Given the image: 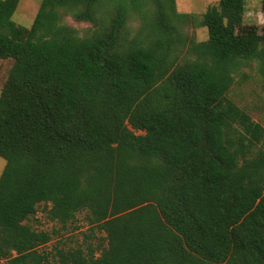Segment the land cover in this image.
Returning a JSON list of instances; mask_svg holds the SVG:
<instances>
[{"label":"trees","instance_id":"trees-1","mask_svg":"<svg viewBox=\"0 0 264 264\" xmlns=\"http://www.w3.org/2000/svg\"><path fill=\"white\" fill-rule=\"evenodd\" d=\"M19 2L0 0V264L49 262L51 235L24 224L40 204L105 235L58 264H264V128L228 97L241 65L264 64L244 0L199 21L174 0H41L28 28Z\"/></svg>","mask_w":264,"mask_h":264},{"label":"rangeland","instance_id":"rangeland-1","mask_svg":"<svg viewBox=\"0 0 264 264\" xmlns=\"http://www.w3.org/2000/svg\"><path fill=\"white\" fill-rule=\"evenodd\" d=\"M41 0H34L28 13L22 14L18 8L12 20L23 27H30L37 12ZM219 0H174L178 13L194 16L199 21L201 15L211 6H215ZM20 7V6H19ZM151 7L148 8V11ZM147 11V12H148ZM136 16L128 21L129 32L134 35L141 27V21ZM63 24L74 28L79 35H84L91 27L90 23L76 22L67 12L62 15ZM243 28L247 30L260 31L264 25V12L262 0H244ZM199 24H184L182 30L186 40L203 42L207 40V30L203 27L196 28ZM196 26V27H194ZM186 41V42H187ZM180 59L186 56V46L181 49ZM12 61H0V91L6 81L7 74L11 68ZM234 82L229 91L228 97L251 119L259 123L264 128V64L260 61H252L241 65L235 72ZM5 166V161L0 158V175ZM49 208V207H48ZM86 211L75 214L72 221L62 225L57 221H51L47 217V208L40 204L36 208L34 216L24 222L35 232H47L51 235V240L38 248V253L48 258L47 264H58L56 250H68L72 248L86 249L89 245L93 249L105 247L104 234L97 228L89 226L86 221ZM1 263V262H0Z\"/></svg>","mask_w":264,"mask_h":264},{"label":"crops","instance_id":"crops-1","mask_svg":"<svg viewBox=\"0 0 264 264\" xmlns=\"http://www.w3.org/2000/svg\"><path fill=\"white\" fill-rule=\"evenodd\" d=\"M34 0H20L18 6H17V9L19 8L20 11L22 12V14H26L28 13V9L30 8V6L32 5L31 2H33ZM41 2V1H40ZM40 4V3H39ZM20 6V7H19ZM39 7V5H38ZM16 9V10H17ZM37 11H38V8H37ZM16 12V11H15ZM37 13V12H36ZM35 13V15H36ZM15 14V13H14ZM35 17V16H34ZM34 19V18H33Z\"/></svg>","mask_w":264,"mask_h":264}]
</instances>
